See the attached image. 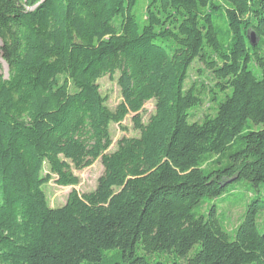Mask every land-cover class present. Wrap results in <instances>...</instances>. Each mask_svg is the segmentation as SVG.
I'll return each mask as SVG.
<instances>
[{
	"label": "trees",
	"instance_id": "obj_1",
	"mask_svg": "<svg viewBox=\"0 0 264 264\" xmlns=\"http://www.w3.org/2000/svg\"><path fill=\"white\" fill-rule=\"evenodd\" d=\"M138 4L0 0V264H103L113 250L122 258L112 264L193 250L188 264H264V199L248 205L233 241L216 207L194 214L230 184H264V0H146L141 18ZM196 60L232 90L202 123L189 122L202 100L185 88ZM116 75L123 101L112 111L99 81ZM130 115L140 137L109 153L111 126ZM98 160L96 190L51 208L52 176L76 187L74 172Z\"/></svg>",
	"mask_w": 264,
	"mask_h": 264
},
{
	"label": "rangeland",
	"instance_id": "obj_2",
	"mask_svg": "<svg viewBox=\"0 0 264 264\" xmlns=\"http://www.w3.org/2000/svg\"><path fill=\"white\" fill-rule=\"evenodd\" d=\"M146 0H139V4L135 13L138 18H141V8ZM8 66L0 55V73L5 78H8ZM256 76L261 78V73L256 72ZM119 75L113 79L109 76L99 81L101 94L108 99L107 106L114 111L118 105L123 101L121 90L118 86ZM196 87L198 95L202 100V105L191 112L189 116L190 123H202L206 116H214L219 105L224 102L228 96H231L232 90L222 93L217 87V81L213 78L212 74L205 69V67L196 60L189 71L188 80L186 82V90ZM155 114V102L151 101L146 104L145 111L142 115L143 123L148 124L151 116ZM250 125L256 130L263 129V125L254 126L251 122ZM113 138V146L109 153L117 150V143L123 138H139L140 132L135 129L133 123V115L127 117L122 125L113 124L110 128ZM237 150V146L232 151ZM218 157L213 155L209 157L206 167L212 168L213 162L217 161ZM225 161L223 162V164ZM50 173L49 167L46 165L43 171V177ZM76 176L80 179V184L76 187L63 188L56 184V176H52V180L43 187L51 208H61L67 203L69 195L73 190H76L80 195L89 194L94 192L97 188L98 180L104 174V167L101 160H98L92 167L83 171H75ZM256 198L264 199V184L259 188L254 187L247 181H240L230 184L227 187L223 196L210 199L205 198L201 206L194 210L196 217L208 218L210 211L216 207L217 217L221 227L225 233L230 236L233 241L235 239V231L241 225L244 219L248 205ZM258 230L264 234V212L260 213L257 220ZM195 249H198L195 248ZM195 250H193L186 259H181L171 254L158 253L155 255H146L142 251H138L139 255L146 256L150 261L164 262L166 264H188V260L192 257ZM121 251H105L103 264H112L121 261ZM91 264V263H84Z\"/></svg>",
	"mask_w": 264,
	"mask_h": 264
},
{
	"label": "water",
	"instance_id": "obj_3",
	"mask_svg": "<svg viewBox=\"0 0 264 264\" xmlns=\"http://www.w3.org/2000/svg\"><path fill=\"white\" fill-rule=\"evenodd\" d=\"M259 38L257 37V35L255 33H252L250 36H249V41L251 43V45L253 47H256L259 43Z\"/></svg>",
	"mask_w": 264,
	"mask_h": 264
}]
</instances>
